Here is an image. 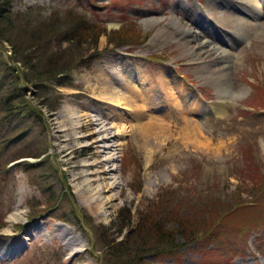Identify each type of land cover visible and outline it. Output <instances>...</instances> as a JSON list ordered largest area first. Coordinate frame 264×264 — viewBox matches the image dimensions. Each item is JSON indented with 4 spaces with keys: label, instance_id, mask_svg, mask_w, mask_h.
I'll list each match as a JSON object with an SVG mask.
<instances>
[{
    "label": "rangeland",
    "instance_id": "374dc122",
    "mask_svg": "<svg viewBox=\"0 0 264 264\" xmlns=\"http://www.w3.org/2000/svg\"><path fill=\"white\" fill-rule=\"evenodd\" d=\"M246 1L251 11L262 10L261 0ZM10 8L31 9V19L40 22L70 11L102 23L107 32L131 24L143 41L115 46L102 34L91 62L74 67L64 83L41 88L14 82L4 62L10 45H0V244L28 237L16 252L0 253V264H104L108 249L102 242L114 239L135 254L140 246L127 235L160 191L168 205H182L187 219L200 222L212 205L215 225L192 241L178 234L172 249L163 247L159 255L148 250L139 262L264 264V25H256L264 15L238 11L240 4L231 0H11ZM173 16L218 40L228 50L227 62L214 51L197 58L183 41L171 40ZM148 17L157 19L148 24ZM166 68L193 90L169 119L161 110L142 108L146 117L136 120L132 103L117 111L102 98L106 81L125 92L127 84L141 90L137 77L160 78ZM221 68L224 76L214 73ZM123 79L125 87H119ZM15 87L18 97L11 98ZM98 113L114 125L110 143L118 145L108 167H115L119 183L102 192L100 212L96 204L85 206L82 196L98 183L95 167L87 164L103 157L88 148L92 138L78 137L88 132L79 127L88 122L85 115ZM148 114L157 117L154 124ZM179 115L198 124L201 137L185 138ZM195 206L201 210L192 212Z\"/></svg>",
    "mask_w": 264,
    "mask_h": 264
},
{
    "label": "trees",
    "instance_id": "16d2710c",
    "mask_svg": "<svg viewBox=\"0 0 264 264\" xmlns=\"http://www.w3.org/2000/svg\"><path fill=\"white\" fill-rule=\"evenodd\" d=\"M10 1L0 0V45L2 42L10 45L11 54L7 59H3L14 74V82L24 88L29 85L41 88L45 83L52 81H60L56 83L58 85L64 83L63 79L74 67L89 63L95 57L98 38L102 34H106L108 41L115 46L123 43L138 45L143 41L140 32L131 24H124L118 30L107 32L102 23L91 22L82 15L70 11H67L62 19L58 16L52 20L49 18L47 22L33 21L31 9L14 12L10 8ZM64 42H67V45L63 47ZM85 49H93V53L85 55ZM19 91L20 87H15L10 97H18ZM28 106L30 111H34L30 102ZM40 154L36 153L33 156L38 157ZM162 192L160 191L157 199L150 202L149 207L140 213L136 228L127 235V240L131 238L134 244L140 246L135 254L121 248L126 247L123 239L119 241L114 239L113 243L103 241L102 247L108 249L104 264H124L126 259L127 264H145L139 262V256H143L148 250L159 255L163 247L172 249L178 234L187 241H192L199 230L208 232L214 227L212 205L206 208L208 211L203 213L200 222L187 219L184 212L179 211L183 208L182 205L180 203L168 205L170 203ZM193 208L192 212L201 210L198 206ZM170 221L177 227H169ZM115 246L119 248L116 249ZM136 256L137 259L129 263L130 259H135Z\"/></svg>",
    "mask_w": 264,
    "mask_h": 264
},
{
    "label": "bare ground",
    "instance_id": "6f19581e",
    "mask_svg": "<svg viewBox=\"0 0 264 264\" xmlns=\"http://www.w3.org/2000/svg\"><path fill=\"white\" fill-rule=\"evenodd\" d=\"M231 1L237 2L238 4H240V8H238V11L247 12L252 16L255 15V17H258L257 15H264V0H261L262 10L260 9L261 11L259 10V13L258 12L256 13V11L254 10L251 11V9L248 8V1L246 0H231ZM156 19L157 18H154V17H148V18H145V22L149 24L150 22ZM170 19L171 20L169 24H172L175 27V32L174 31L170 32L169 27H168L169 30H167V32L169 31L168 34L171 40L180 39L181 41H183L184 44L188 45V51L194 53L195 57L197 58H201V56L204 53H207L209 51H214L213 53H215V58L216 57L219 58L221 62L223 63L227 62L226 55L228 53V50L224 49L223 47L220 48L219 44L216 42L218 40H214V38L213 40H211L205 34L202 36L200 31L198 32V31L193 30V28H190L189 25H187V22L184 23L180 21L179 18H177V16L176 17L173 16ZM177 19L179 22H177ZM256 25L263 27L264 23L259 22ZM221 70H223V68H221L219 71H214V73L219 72L221 76H224ZM135 72H138V71H135ZM162 77H164V79H161V81H159L160 78ZM175 77L176 76H174L167 68L164 70L163 73L160 74V78L151 77L152 78L151 79L150 77H145V78L139 77L140 79L138 80V77H137V79H135L134 82L137 83V85H140L141 90H138L137 88H135L136 86L134 87V85L131 86L130 84H127V86L125 87V82L127 79H123L120 82L119 87L121 83H123V87H125L124 89H127L126 92L122 91L121 89H118L117 82H114V80L106 81L102 98L108 100L110 103V107L112 105V107L115 108L117 111H120L121 109L127 110L126 104L128 105V102L132 103L134 106H136L135 109L138 110V111L133 110L134 117L136 118V120L141 119L143 116L146 117L147 113L144 114V111H142V108L143 110L149 109L148 111H152V110L160 111L161 110L163 117L165 116L166 118L169 119L168 116L170 115L171 109L175 107L174 105L178 104L179 99L185 100L186 97L192 94V91H193L191 88L187 87L185 83H183L180 80H177ZM130 78L133 79V76H130ZM136 102H140L141 104H136ZM214 106L219 107L220 105L218 103H214L212 104V107ZM130 111L132 112V110ZM140 111H142L143 113ZM148 115H150L148 116L149 118L148 121L154 124L157 121V117L152 116L151 114H148ZM85 116L89 117L88 122L85 125H82L79 127L81 128L83 126H86L88 132L87 134L83 136L80 135L78 137H82L84 139L92 138L93 141L88 146V148L94 149L96 153L98 154V156L103 157V158L101 160H97L94 164H87L88 166H90V168L95 167V170L91 174L97 177L95 181L98 183L96 186H94V189L92 190L91 194L87 196H82V197L85 202L84 205L86 204L85 206L91 207L92 204H96V207L98 211L100 212V210L103 207V201H102V196H101L102 192L107 191L105 189H108V188L111 189L112 187H115L117 184H119L117 181L118 177H116L115 174H113L115 167H112V168L108 167V164L111 161L113 162L114 159H116L114 154L111 152L115 149V146H117L118 144L110 143L112 139L114 138V135L112 134V129L114 125L112 124L108 125L109 123L108 121L110 120V117H108L106 121L104 120V117L100 113L92 114L91 118H90V114L85 115ZM179 116H180V119L182 120V128H181L182 135L185 138H190V136L192 137L195 136L196 138H198L197 136H200L198 124L191 126V122L188 118H186V115H182V116L179 115ZM16 217L17 216L13 214V218L15 219ZM28 231H29L28 233H31L30 230ZM8 233L12 234L11 231H8ZM31 236L33 235L31 234ZM27 239L28 237L26 236V238H23V241ZM15 241L16 240H14V242ZM23 241H18L15 243L4 242V244H0V253L4 255V254L16 252L23 244L22 243ZM72 241L73 243L78 241V244L79 245L81 244V240L79 241L78 238H74ZM67 244H71V241H68Z\"/></svg>",
    "mask_w": 264,
    "mask_h": 264
}]
</instances>
